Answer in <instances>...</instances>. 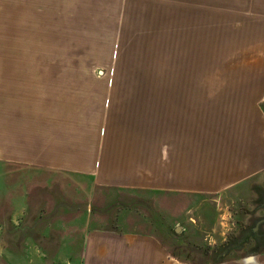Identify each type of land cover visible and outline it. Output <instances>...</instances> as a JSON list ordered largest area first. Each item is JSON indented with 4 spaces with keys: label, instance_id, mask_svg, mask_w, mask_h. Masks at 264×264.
I'll return each mask as SVG.
<instances>
[{
    "label": "rangeland",
    "instance_id": "374dc122",
    "mask_svg": "<svg viewBox=\"0 0 264 264\" xmlns=\"http://www.w3.org/2000/svg\"><path fill=\"white\" fill-rule=\"evenodd\" d=\"M0 69L13 70L15 102L26 99L27 88L20 85L29 80L36 85L28 90L31 107L42 101L62 116L72 112L91 125L97 119L98 131L107 120L117 128V116L140 102L147 112L140 123L149 130L145 106L155 88H264V0H0ZM203 95L207 100L214 94ZM259 95L264 103V92ZM28 173L35 177L33 208L45 190L31 171L17 175ZM73 192L88 203H64L65 212L92 213L90 227L140 226L188 264H225L264 253V188L216 196L118 188H97L91 196L88 189Z\"/></svg>",
    "mask_w": 264,
    "mask_h": 264
},
{
    "label": "crops",
    "instance_id": "0c3cea01",
    "mask_svg": "<svg viewBox=\"0 0 264 264\" xmlns=\"http://www.w3.org/2000/svg\"><path fill=\"white\" fill-rule=\"evenodd\" d=\"M11 71L0 69V264H188L151 231L129 223V229L90 227L92 213L61 206L88 203L75 199L74 189L90 196L97 188L216 196L264 188L261 86L155 88L145 106L149 130L140 123L147 113L142 103L132 102L117 116V128L107 120L98 131L97 119L91 125L72 112L62 116L42 101L31 107L28 90L36 85L29 80L20 85L26 99L13 101ZM206 93L214 95L204 100ZM30 171L45 190L36 210L30 206L35 177L17 175ZM225 264H264V253Z\"/></svg>",
    "mask_w": 264,
    "mask_h": 264
}]
</instances>
